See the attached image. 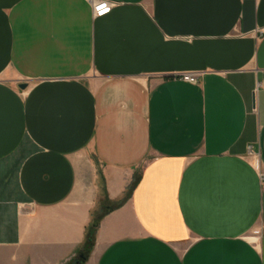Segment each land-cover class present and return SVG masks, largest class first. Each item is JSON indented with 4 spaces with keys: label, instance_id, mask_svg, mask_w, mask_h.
<instances>
[{
    "label": "crops",
    "instance_id": "crops-1",
    "mask_svg": "<svg viewBox=\"0 0 264 264\" xmlns=\"http://www.w3.org/2000/svg\"><path fill=\"white\" fill-rule=\"evenodd\" d=\"M109 1L0 0V264H76L131 186L84 264H264V0Z\"/></svg>",
    "mask_w": 264,
    "mask_h": 264
},
{
    "label": "trees",
    "instance_id": "trees-1",
    "mask_svg": "<svg viewBox=\"0 0 264 264\" xmlns=\"http://www.w3.org/2000/svg\"><path fill=\"white\" fill-rule=\"evenodd\" d=\"M138 179V178H137ZM136 182V179H135ZM132 186L130 187L129 191L125 195V197L114 206L112 205V202L109 201L108 197L106 198L105 201L101 202L99 204V209L96 210V212L92 213V221L89 227H87V233H86V239L84 240L85 244L83 246V252L82 255L83 257H79L75 263L76 264H84L85 261L88 258V253L94 249L95 243H96V235L98 231V227L100 226V223L102 219L105 217V215H108V213H111L114 209L121 207L124 203H126V200L129 199L130 193L132 190Z\"/></svg>",
    "mask_w": 264,
    "mask_h": 264
},
{
    "label": "built area",
    "instance_id": "built-area-1",
    "mask_svg": "<svg viewBox=\"0 0 264 264\" xmlns=\"http://www.w3.org/2000/svg\"><path fill=\"white\" fill-rule=\"evenodd\" d=\"M89 2V5L92 7L93 14L95 18H102L105 16H108L113 8L116 6L115 2L109 1V0H87ZM261 35H263V31H261ZM203 74H184L182 76V81L193 84V85H199L201 83ZM256 111V109H255ZM255 159V165L257 169L260 168V162L257 156H253ZM261 182L264 184V173H261Z\"/></svg>",
    "mask_w": 264,
    "mask_h": 264
},
{
    "label": "rangeland",
    "instance_id": "rangeland-1",
    "mask_svg": "<svg viewBox=\"0 0 264 264\" xmlns=\"http://www.w3.org/2000/svg\"><path fill=\"white\" fill-rule=\"evenodd\" d=\"M81 163L83 164L84 168H86L87 176L89 178L93 177L92 175L94 174V159L92 155L84 154L80 157Z\"/></svg>",
    "mask_w": 264,
    "mask_h": 264
},
{
    "label": "water",
    "instance_id": "water-1",
    "mask_svg": "<svg viewBox=\"0 0 264 264\" xmlns=\"http://www.w3.org/2000/svg\"><path fill=\"white\" fill-rule=\"evenodd\" d=\"M26 85H27V84H24V85H21L20 87H21L22 89H26V88H27Z\"/></svg>",
    "mask_w": 264,
    "mask_h": 264
}]
</instances>
